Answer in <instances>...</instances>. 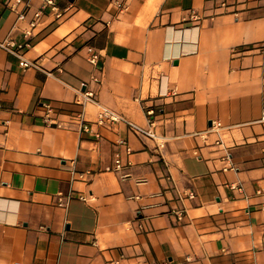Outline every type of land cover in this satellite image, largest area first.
Segmentation results:
<instances>
[{"label": "crops", "instance_id": "obj_1", "mask_svg": "<svg viewBox=\"0 0 264 264\" xmlns=\"http://www.w3.org/2000/svg\"><path fill=\"white\" fill-rule=\"evenodd\" d=\"M12 1L38 67L0 46V264H264V0H59L30 37ZM84 81L156 138L98 126Z\"/></svg>", "mask_w": 264, "mask_h": 264}, {"label": "built area", "instance_id": "obj_2", "mask_svg": "<svg viewBox=\"0 0 264 264\" xmlns=\"http://www.w3.org/2000/svg\"><path fill=\"white\" fill-rule=\"evenodd\" d=\"M69 1V0H67ZM21 4H24L23 8H19ZM10 7L13 11H15L18 14L19 20H27L28 21V27L24 29V35L27 37H30L33 35L34 29L39 24L42 16L45 14L46 10H49L57 19H61L66 11L70 8H72V3H68L66 7H62L59 4V0H43L42 4L33 12L32 18H28V12L31 7L30 2H24L23 0H13L10 4ZM192 17L194 19H199L200 15L197 12L192 13ZM29 45V43H27ZM0 46L5 48L11 53L16 54L18 57H20V64L23 67H29V66H35L38 67V64L34 61H29L24 57L23 54L19 53L17 48L21 46V44H18L14 39H0ZM90 52V61L92 63L98 62V53L94 50L93 47H89ZM93 80L96 82H99V79L97 77H93ZM77 100L82 103L83 105L87 103H94L98 110L97 115L95 119V123L100 127H110L117 123L125 122L129 125L132 131H134L137 134L145 135L151 138H156V135L152 128H144L139 126L138 124L134 123L133 121L129 120L126 116L122 115L121 113L117 112L116 110L112 109L111 107L102 104L99 99L97 98V92L88 87L87 82H82L81 86L77 89ZM49 110H51V107L49 106ZM154 109L148 110V114L152 115L154 114ZM46 120L49 121L51 124L61 125L60 122L55 121L51 119L50 115H46ZM261 121H264V110L262 117L260 119ZM80 121H81V127L83 130L87 132L93 131L92 126L87 124L85 119H83L82 115H80ZM150 124L153 125L154 121L150 120ZM225 127L223 123L220 120H213L211 125L204 131L197 132L196 134H202L206 135L207 133L215 132L220 133V131ZM123 143H126V141H123ZM128 150L130 148L128 147ZM124 167L122 161L120 158H116L113 169L114 170H121ZM234 188H239L237 185L232 184L231 185ZM191 197H193L195 194L193 191L189 193ZM82 199H86L83 195L80 196ZM70 196L67 198L64 197L63 194L58 195V204L61 206H66L69 203ZM178 219H182L185 214V209L182 207L177 208L176 210ZM110 264H120L119 261H112ZM135 264V263H134ZM156 264V263H155Z\"/></svg>", "mask_w": 264, "mask_h": 264}]
</instances>
